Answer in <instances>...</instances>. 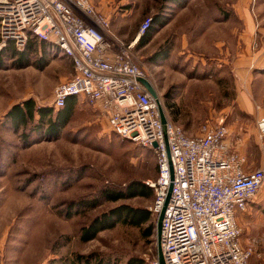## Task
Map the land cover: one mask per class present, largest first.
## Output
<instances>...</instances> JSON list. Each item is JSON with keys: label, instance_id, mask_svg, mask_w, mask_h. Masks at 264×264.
Segmentation results:
<instances>
[{"label": "rangeland", "instance_id": "rangeland-1", "mask_svg": "<svg viewBox=\"0 0 264 264\" xmlns=\"http://www.w3.org/2000/svg\"><path fill=\"white\" fill-rule=\"evenodd\" d=\"M88 1L108 21L110 30L127 43L138 33L145 17L155 16L160 10L171 17L147 47L139 49L134 44L132 48L135 62L149 80L152 82L153 77L159 82L176 78L175 74L166 73V65L158 64L172 55L162 58V53H158L152 62L148 54L182 38L183 30L189 32L191 39L196 35L193 29L208 25L215 27L217 40H228L230 26L235 37L243 22L238 11L246 5L259 20L257 13L263 14L259 7L264 0H183L186 3L181 8L168 0ZM29 38L26 44L30 43ZM6 41L0 35V51ZM35 45L25 62L12 55H0V264H78L76 254L92 255V264L98 260L124 263L130 257L154 264L156 214H152V241L142 237L135 227L116 225L83 242L79 239L81 227L114 203L74 214V209L69 208L81 197L97 195L104 186L118 188L131 180L145 182L155 178L157 163L151 149L117 137L106 118L84 101L74 105L69 122L57 138L47 136L38 141V135L32 133L37 112L34 121L18 131L6 119L5 114L14 104L28 99L35 109L50 107L55 85L71 75L68 57L59 50L45 52L38 42ZM25 46L15 45L18 50ZM263 74L264 71L253 74L248 92H237L228 75L225 90L218 91L212 85L197 92L176 89L174 113L165 104L164 92L158 94L165 114L188 135H196L205 123L226 126L230 149L242 151L246 168L253 170L262 163L257 121L264 117ZM153 195L150 199L135 197L122 202L149 210ZM237 223L241 229L240 244L251 251L249 263L264 264V184L247 210L237 216Z\"/></svg>", "mask_w": 264, "mask_h": 264}, {"label": "built area", "instance_id": "built-area-1", "mask_svg": "<svg viewBox=\"0 0 264 264\" xmlns=\"http://www.w3.org/2000/svg\"><path fill=\"white\" fill-rule=\"evenodd\" d=\"M150 23L145 17L137 35ZM0 35L18 48L34 36L68 57L73 72L54 87V109L83 96L100 106L112 132L154 152L157 176L145 184L154 193L149 211L161 214L162 264H250L237 216L264 184V117L257 121L262 163L249 171L245 156L230 149L226 126L205 123L186 134L143 83L152 85L134 60V42L116 37L88 0H0ZM153 263L161 264L157 255Z\"/></svg>", "mask_w": 264, "mask_h": 264}, {"label": "crops", "instance_id": "crops-1", "mask_svg": "<svg viewBox=\"0 0 264 264\" xmlns=\"http://www.w3.org/2000/svg\"><path fill=\"white\" fill-rule=\"evenodd\" d=\"M243 2H245V0H243ZM259 9L263 14L257 13L260 17L258 20L247 10L246 5L242 7V9L238 11V16L243 19L240 30H238V33L234 37V30L232 26H230V29L228 28V40L225 38L223 41L217 40L215 37V27L208 25L200 30H196L197 28L193 29L192 31L196 35L192 36L191 39L189 32L183 30L181 33L185 34L182 38L180 37V39H176V41L173 40L167 48L163 45L148 54L147 58L150 57L152 62L154 55H157L158 51L162 53V58L167 54H171L172 58L169 60L165 58L159 61L158 64L167 66V68H165L166 73L176 75L174 79L169 77L159 82H156V80L151 77L152 82H150L156 89L155 91L165 92L171 86H176V89H180L181 92H197L203 87L208 88L209 85H212V88L218 91H220V89L225 90L226 88L224 85H226L225 82L227 81L226 78L228 75L230 84L234 81L236 86L235 90L237 92H248V84L252 80L253 74H261V71H264V1ZM213 16V21L215 22L217 20L216 14ZM169 21L164 26L160 27L142 47H147V45L155 39L158 32L165 29ZM116 31L118 32V30ZM111 32L122 40L112 29ZM139 38L140 36L137 34L132 36L131 41L134 42L135 46ZM175 42L180 43L179 46L175 45ZM142 47L137 48L140 49ZM233 47H235V49ZM164 49L166 51L165 55L163 52ZM218 67H223V69L220 70L221 68ZM66 79L68 78L61 80V82ZM75 97V104L79 101H84L88 104L83 96L79 95ZM88 105L97 109L103 115L98 104ZM50 107L52 106L50 105ZM104 118L106 117L104 116ZM106 122L108 124L107 119ZM240 152L243 153L242 151ZM244 169L249 171V169L246 168V164Z\"/></svg>", "mask_w": 264, "mask_h": 264}, {"label": "trees", "instance_id": "trees-1", "mask_svg": "<svg viewBox=\"0 0 264 264\" xmlns=\"http://www.w3.org/2000/svg\"><path fill=\"white\" fill-rule=\"evenodd\" d=\"M177 5L178 8L185 6L186 1L183 0H168ZM171 17L167 16L165 12L160 10L155 16H151V23L148 29L140 35V38L136 44V47H142L144 44L151 39L152 35L162 26H164ZM30 43L26 44L24 50H18L14 42L7 40L6 44L0 51V55H12L17 57V59L25 62L36 42L42 45L44 51L53 50L58 51L52 43L39 40L32 36L29 38ZM28 40V41H29ZM165 55V49L163 50ZM159 51L157 52V54ZM173 92H176V86H171L168 88L164 94L163 98L165 104L171 109V112H176L177 107L175 104L176 96ZM75 95L70 96L66 99L65 104L57 109L54 107H39L34 108V103L31 99L25 100L22 103L14 104L5 114L6 119H9L15 131H18L20 127H25L29 123L34 121L35 113L38 114V119L35 120V124L32 127V133L38 135V141H41V137L50 136L51 138H57L61 130L69 122L73 107L75 105L76 99ZM117 137L116 133L112 132ZM120 138V137H119ZM127 140V139H125ZM130 141V140H129ZM155 156V155H154ZM157 176V175H156ZM153 189L149 187L145 182L140 180H131L126 185L118 188H113L109 186H104L101 188L97 195L90 197H81L76 201L70 203L69 208L74 209V213H82L91 209H95L98 206L105 203H114L107 210L100 212L94 216L87 225L81 227L79 239L83 242L94 239L96 235L104 230L113 228L116 225H123L129 227L137 228L141 236L150 239L155 236V222L153 216L148 208L141 205H130L124 200L132 199L135 197H142L145 199H150L152 196ZM154 196V195H153ZM69 216V215H68ZM92 257V258H91ZM93 256L76 254L75 262L78 264H92ZM95 261V259L93 260ZM110 264L109 260H98L93 262V264ZM113 264H147L143 259L138 257H130L124 263H118L112 261Z\"/></svg>", "mask_w": 264, "mask_h": 264}, {"label": "water", "instance_id": "water-1", "mask_svg": "<svg viewBox=\"0 0 264 264\" xmlns=\"http://www.w3.org/2000/svg\"><path fill=\"white\" fill-rule=\"evenodd\" d=\"M143 83L145 84V86L147 87L149 92L153 96H156V91H155L154 87L148 81L144 80ZM160 117H161V121L162 122L166 121V117H165L164 112L162 111V109H160ZM160 219H161V214H160V216L158 218L157 225H156V237H157V240L159 238V233H160ZM157 256H158L159 262L162 264L163 260H162V257H161V251H160L159 246H157Z\"/></svg>", "mask_w": 264, "mask_h": 264}]
</instances>
